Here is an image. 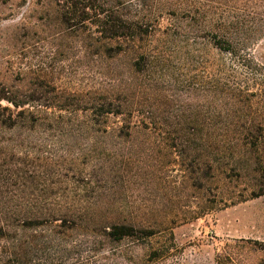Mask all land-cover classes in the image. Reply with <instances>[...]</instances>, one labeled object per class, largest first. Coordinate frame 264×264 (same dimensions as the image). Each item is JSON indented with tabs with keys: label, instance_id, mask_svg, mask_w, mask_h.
<instances>
[{
	"label": "rangeland",
	"instance_id": "rangeland-1",
	"mask_svg": "<svg viewBox=\"0 0 264 264\" xmlns=\"http://www.w3.org/2000/svg\"><path fill=\"white\" fill-rule=\"evenodd\" d=\"M133 1L132 14L143 10V1ZM204 4L213 13L232 10V17L250 28L264 26V0ZM154 6L168 12L153 1L144 8ZM60 11L55 0H0V87L21 99L39 92L45 101L81 108L59 127L47 125L52 122L42 115L37 126H0V264H9L12 242H28L41 232L23 231V222L53 214L60 197L73 195L76 182H92L93 207L126 223L160 228L164 220L172 222L184 264H216V253L235 240L264 242V195L253 167L235 163L237 156L249 162L251 155L237 149L235 140L258 131L253 121L264 111L236 109L248 97L235 95L237 88L246 93L244 83L224 79L236 69L233 56L214 48L205 28L165 15L160 42L150 38L136 47L159 48L137 73L135 51L124 46L118 55L117 44L65 25ZM196 30L199 44L188 47L184 36ZM251 53L264 63V36ZM105 96L140 109L150 118V129L110 134L105 126H80L78 117ZM61 114L69 112L56 111ZM188 120H199L202 127L188 126ZM196 129L221 145L172 147L179 134L196 138Z\"/></svg>",
	"mask_w": 264,
	"mask_h": 264
},
{
	"label": "trees",
	"instance_id": "trees-1",
	"mask_svg": "<svg viewBox=\"0 0 264 264\" xmlns=\"http://www.w3.org/2000/svg\"><path fill=\"white\" fill-rule=\"evenodd\" d=\"M55 1L61 8V20L65 25L85 28L99 34L100 38L110 45L117 44L118 55L122 53L124 46L135 51L137 58L132 68L137 73L151 64L154 59L153 53L159 48L153 46L155 47L153 49L149 44L146 48L136 47L139 42L150 38L157 39L158 35L162 34L161 18L163 20L165 15L174 17L180 23H193L205 28L210 44L221 54L233 56L237 64L232 74L227 72L224 74L225 80L235 79L237 83L242 82L245 85L246 93L241 88L235 90L239 100L244 94L248 97L245 103L241 107L236 106V109L264 111V63L251 53L264 36V26L261 29L256 26L250 28L247 21L233 18L232 10L218 9V12L213 13V10L204 4V0H136L139 4L144 2V6L139 7L143 10H135L136 14L130 12L134 9L133 0ZM152 1L167 7L168 12H164L161 7L155 10L156 6L146 10L144 7ZM184 38L188 47H196L199 44L200 32L199 30L187 32ZM107 51L108 57L113 59L116 51L114 52L111 47ZM39 94L41 93L36 92L21 99L5 87H0V126L6 129H17L28 124L37 126L42 115L52 122L47 125L59 127L64 118L70 117L71 120L74 113L81 110L68 100V102L45 101ZM56 111L69 112V115H56ZM87 111L78 117V123H82L80 126L88 128L105 126L106 132L110 134L125 131L130 133L137 127L146 129L151 127L150 118L141 116L140 109L106 96L93 104L89 114H86ZM113 118L117 123L109 130L108 124ZM237 123L241 124L240 121ZM187 125L197 129L202 127L199 120H188ZM253 125L252 127L258 131L240 134L235 140L237 149H246L251 155L249 162L248 159L237 156L235 163L240 167L248 165L253 167L254 177L259 182L262 196L264 117L254 119ZM197 129L196 134H192L196 138L178 133L179 135L173 139L172 147H187L193 144L207 150L221 145L220 141L214 140L211 136L203 134L198 136L201 130ZM206 160L211 163L210 159ZM243 160L247 164L244 165ZM72 189V196L59 198L53 214L48 213L40 219L23 222V231L41 232L37 236L32 233L33 236L28 242L18 243L17 240L12 242L9 264H171V261L175 264H184L178 259L184 251L177 242L173 232L175 226L170 225L172 222L164 220L160 228L126 223L114 214L108 215L93 207L89 201V193L93 189L92 182L83 184L76 182ZM201 259V255L197 254L196 260ZM215 262L264 264V242L235 240L232 245L226 244L221 252L216 253Z\"/></svg>",
	"mask_w": 264,
	"mask_h": 264
}]
</instances>
